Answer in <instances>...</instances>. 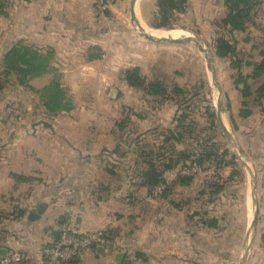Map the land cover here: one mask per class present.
I'll use <instances>...</instances> for the list:
<instances>
[{
    "label": "crops",
    "instance_id": "1",
    "mask_svg": "<svg viewBox=\"0 0 264 264\" xmlns=\"http://www.w3.org/2000/svg\"><path fill=\"white\" fill-rule=\"evenodd\" d=\"M12 1L16 7L8 17L23 21L13 27L15 35L30 37L29 46L52 47L54 65L62 73L64 70L69 75L74 69L79 75L77 83L92 86L88 96L93 106L57 113L45 108L42 111L50 123L10 128L9 136H1L0 215L4 216L0 218V256L22 251L32 259L21 264H43L40 250L54 244L61 226L71 222L79 232L106 230L112 244L87 249L75 261L61 264H192L193 246L199 247L195 249L196 264H205L209 258L207 233L215 232L217 237L219 217L214 222H200L199 236L191 219L216 199L220 213L227 210L221 204L232 191L227 190L228 184L242 175L248 226L247 196L259 188L249 164H259L257 179H264V100L261 104L256 93L243 96L242 85L235 84L236 75L233 78L223 72L216 77L218 94L212 105L221 127L219 138L241 150L234 151V163L247 164L249 186L233 163L226 164L217 169L220 180L225 181L224 189L211 197L215 172L183 180L187 177L178 165L164 174L168 192L155 197L144 184L142 171L149 160L163 162L157 157L164 140L160 133L174 128L177 105L151 101L152 95L127 83L122 68L139 66L144 73L147 60L159 59L163 47L146 43L128 26L123 30L114 27L117 21L124 22V0H105L103 9L98 0ZM193 1L189 0L191 5ZM259 3L253 23L250 21L245 31H235L231 40L243 61L240 71L246 76L252 75L254 64L263 59L264 0ZM158 14L157 0H136L135 16L142 28L162 29L153 24ZM177 16L183 19L186 12ZM91 49L98 50L92 59ZM101 67L119 69V76L114 72L108 77ZM68 75L63 73V80ZM263 79H248L253 92ZM245 102L251 110L248 117L241 116ZM151 150L155 155L149 157L146 152ZM194 200L201 201L199 209H190ZM250 211L253 219L254 208ZM260 248L251 257V264H264V246ZM139 252L145 260L137 257ZM214 253L211 258L222 259V251ZM122 254L125 258L119 263Z\"/></svg>",
    "mask_w": 264,
    "mask_h": 264
},
{
    "label": "rangeland",
    "instance_id": "2",
    "mask_svg": "<svg viewBox=\"0 0 264 264\" xmlns=\"http://www.w3.org/2000/svg\"><path fill=\"white\" fill-rule=\"evenodd\" d=\"M122 3H124L122 8L125 12V19L124 22L117 21L114 27L123 30V27L128 26L130 30L134 32V35L140 37V39L150 45L158 43L160 47H163L162 51L165 52L164 54L161 51L159 59L153 60L150 58L147 60L148 62L145 63L144 73L142 74L148 79L157 76L165 78L168 82V93L164 96L166 97L165 100H170L173 101L174 104H178L181 113L190 111V120L194 119L197 121L196 126H192L194 128L191 130V133H193L192 135L196 134V136H192L191 139L187 137L183 145L180 143L177 145V149H189L192 153L196 154L193 155L195 158L198 157L197 154L204 153V155H208L209 152H212V154L215 152L218 156L224 154V160H232L233 155H235L234 151L238 153L241 152L239 147L231 146L225 139L219 138V134H221L220 126H218L217 130L213 131V133L208 134L205 130H207L209 125L203 121L204 108L209 103L212 106L218 94L216 84V77L218 74L221 75L223 72H226L233 78L237 75V70L232 65L233 58L231 56L221 58L215 54V40L218 36L225 35L230 39L233 38L230 29L221 24V20L228 14L225 0H194L193 5L189 2L188 8L191 10L190 13L187 8L186 16H183V19H177L172 28L162 27V29H160L161 31L180 30L183 32L179 36L180 38L189 37L188 40L175 44H169L172 42L168 40L153 41L145 37L141 32L146 30V28L140 29L139 23L133 21L131 18L130 0H124ZM260 6L256 7V10L254 9L255 13H257ZM15 7L16 5L13 4L11 0H0V73L9 74L4 76L5 85L3 89H0V138L9 136L10 128H23L24 125L29 124L34 127L41 123H50L47 121L48 118L42 111V109H45V106L41 100V94L37 90H41L46 86L50 82L52 76L46 74L31 80L29 86H22L18 84L15 76L12 74L15 62L23 57L26 47L31 45V42H29V39L31 40L30 37H26L24 34H19V36H17L15 35V31H13L15 25L23 23L22 20H17V18L14 20L8 17L10 15L9 12L12 13ZM253 16L255 17V14ZM251 23H253V21ZM126 42L128 41L126 40ZM129 43L132 42L129 41ZM90 54L91 52L89 55ZM237 57L239 58V56ZM111 59H115L112 54ZM126 69L125 67L122 68V75ZM101 70H103L108 77L110 74L113 75L114 72L116 76H119L120 73L119 69L116 71L115 69L101 67ZM235 70L236 72H234ZM62 71L64 75H68L67 71ZM78 80L79 75H77V71L74 69H71L68 77H64L63 80L69 95L74 101L75 107L93 106V104L91 105L92 100L88 96L93 90L92 86L79 84L77 83ZM176 85L183 87L185 93H178L174 89ZM137 90L144 91L140 88H137ZM206 97H209V100H207ZM31 134L36 133L32 132ZM200 143L203 144L202 147H199ZM234 145H237L236 142ZM224 151H226V153ZM194 165L200 168L199 171L191 175H185L186 177L194 179L198 175L206 173L210 175V173L213 172L218 173L217 169H215V161L213 160L205 161L204 164L190 162L181 167L183 170L184 168H192ZM244 165L246 166L247 164L238 162L235 165V163H233V166L235 168L237 167V170L244 175L245 185L249 186L250 177L247 167H244ZM249 165L257 175L258 172H261L259 164L253 165L251 163ZM263 170L262 168V171ZM256 174L254 177L256 180L255 182H257L256 188L259 183L258 191L255 190V194L251 192V195L247 196L249 206L248 226H245L247 216L246 212H244L245 204L243 197L245 196H243L242 188L244 185H241L242 175H238L239 179L235 180V183L228 184L227 190L232 191H228L229 196H225L221 204L223 205L222 209L227 207V210L220 213L222 210L220 211V209L216 208V205H218V199H216L214 202H209V205H207L209 208H206L207 210H204L202 207L201 210H198V215L192 217L193 229L198 234L196 236H199L197 228L200 222L203 223L206 220L211 221L216 219L215 217H219L217 220L220 223V229L218 230L217 237L215 232L209 230L210 232L207 233V251L209 258H207L205 264H251L253 261L251 257L254 256L257 250L261 249V246H264V187L262 186L264 179H257ZM202 196L206 197L205 194ZM193 197L196 196L193 195ZM233 198H236L234 202ZM200 203L201 201L194 200L191 202L192 206L190 209L196 206L197 209H199L198 204L200 205ZM211 206L213 207L212 209H210ZM251 207L254 208V211L256 207L259 208L256 226L252 225L253 219L250 217ZM197 209L195 211H197ZM200 232H202V230H200ZM201 235L204 237L203 233H201ZM215 238H217V243L215 242ZM198 239L199 238H195V240ZM195 249L198 251L199 247L195 248L193 246L192 248V264H196V260H194L196 257ZM215 250H218V253L219 251L223 252L222 259L215 260L210 257L215 254ZM146 264H151V261H148Z\"/></svg>",
    "mask_w": 264,
    "mask_h": 264
},
{
    "label": "trees",
    "instance_id": "3",
    "mask_svg": "<svg viewBox=\"0 0 264 264\" xmlns=\"http://www.w3.org/2000/svg\"><path fill=\"white\" fill-rule=\"evenodd\" d=\"M228 14L221 20L222 26L229 28L231 35L235 31H245L247 28V24L256 14L254 9L260 6L259 0H225ZM189 0H157V6L159 9V14L157 20L154 22L157 28H172L176 20L178 18V13L186 12L189 7ZM233 36V35H232ZM232 38H228L225 35H220L215 40V54L218 57L226 58L232 57V65L238 71L235 76V84L242 85L241 92L243 96L249 97L256 93L257 100H259L262 104V100H264V79L263 82L258 86V88L253 92L250 84L248 83V79L250 77L258 78L264 76V51H263V59L261 62L254 64V71L252 75H243L241 70V65L243 63L242 59L239 56L235 46L231 43ZM91 54L89 55L90 59L94 58L97 55V49H91ZM55 60V51L52 47H48L46 49L29 46L26 47V51L23 54V57L20 60H17L14 64V68L12 69V74L15 76L18 84L22 86H29L31 80L41 77L46 74H50L52 76L50 82L44 86L41 90H37L40 92L41 100L44 103L45 108L50 113H57L61 111H70L75 108L74 101L72 97L69 95L65 84L63 83V73H61L60 69L54 65ZM9 75L7 73H0V89L4 88V76ZM124 77L127 83L135 88H140L144 90V92L153 96V102H166L170 100H165L168 87L167 80L163 77H155L152 79L146 78L142 74V70L139 66H132L127 68L124 71ZM174 89L180 93L184 94L185 89L180 85H176ZM164 98V99H162ZM209 100V97H206ZM173 102V101H172ZM177 105V114L174 118L176 124L174 128L168 132H162L164 140L163 145L160 147V151L157 152V157L161 158L160 161L163 160L162 163H155L152 160L148 161V167L142 171L143 182L149 188V192H151L152 188H154L158 183L165 181L164 174L167 170L173 169L175 166L183 165L194 162L198 164H204L205 161L213 160L215 161L216 169L226 165L234 163L235 155H233L232 160H224V154L217 155L215 152H209L208 155H204V153L197 154V158L193 157L196 155L192 153L189 149L187 150H178L177 145L180 143L183 145L189 137L196 136V134L192 135L191 130L194 128L192 126H196L197 121L194 119L190 120V111L182 112L178 104ZM245 106L241 110V116L248 117L251 115V110L247 108V103L243 104ZM203 121L209 125L207 130H205L208 134L213 133V131L217 130L219 124L218 117L215 113L213 105L210 103L204 108L203 111ZM195 121V122H194ZM189 122V123H187ZM218 135V134H217ZM220 135V134H219ZM197 138V137H196ZM199 140V138H198ZM203 144L200 143L199 147H202ZM205 146V145H204ZM208 147V146H205ZM204 147V148H205ZM118 152V149H117ZM208 152V151H205ZM226 153V151H224ZM167 153L169 155H167ZM154 152H146V155L152 157ZM155 155V154H154ZM167 155V157H166ZM158 160V161H159ZM18 180L24 179L23 176L15 175ZM190 177L183 180H189ZM212 180L211 187L214 188L211 191V197H214V194L220 192L224 189L225 181L222 182L220 180L219 173L214 174ZM169 189V185L162 195L164 196ZM4 215H0L2 218ZM215 221V219L211 220ZM209 222V221H208ZM211 226H214L213 223H209ZM108 238L111 239L110 234L106 230H101ZM264 240V239H263ZM96 249V248H94ZM138 258L143 260L146 259L143 253H136ZM73 262V261H72Z\"/></svg>",
    "mask_w": 264,
    "mask_h": 264
},
{
    "label": "built area",
    "instance_id": "4",
    "mask_svg": "<svg viewBox=\"0 0 264 264\" xmlns=\"http://www.w3.org/2000/svg\"><path fill=\"white\" fill-rule=\"evenodd\" d=\"M105 0H98V6L103 9ZM199 167L194 165L192 168H184L183 175H191L199 171ZM168 187L167 181L158 183L151 190V195L162 196ZM112 240L102 231L79 232L73 227L71 222H66L60 228L59 236L54 244L44 246L39 256L43 264H61L75 261L83 251L92 248L109 246ZM32 259V255L13 251L0 256V264H21Z\"/></svg>",
    "mask_w": 264,
    "mask_h": 264
},
{
    "label": "water",
    "instance_id": "5",
    "mask_svg": "<svg viewBox=\"0 0 264 264\" xmlns=\"http://www.w3.org/2000/svg\"><path fill=\"white\" fill-rule=\"evenodd\" d=\"M135 2H136V0H132V2H131V15H132V20L133 21H137L136 20V16H135ZM139 28L140 29H143L140 24H139ZM141 33L145 37H147L148 39L153 40V41H159V40L160 41H164V40H168V41L173 42V43H181L184 40H188L189 39V37H186V38L155 37L151 33H148L145 30H143ZM219 111H221V108H219ZM258 214H259V208L256 207L255 208V211H254L253 221H252V225L253 226H256V224H257ZM124 258H125V255L124 254L120 255V257H119V263H122V261H123Z\"/></svg>",
    "mask_w": 264,
    "mask_h": 264
},
{
    "label": "bare ground",
    "instance_id": "6",
    "mask_svg": "<svg viewBox=\"0 0 264 264\" xmlns=\"http://www.w3.org/2000/svg\"><path fill=\"white\" fill-rule=\"evenodd\" d=\"M146 31L150 32L155 37H168L169 36V37H173V38H179V36L183 33L180 30H177V31H161V30H152L149 28H146Z\"/></svg>",
    "mask_w": 264,
    "mask_h": 264
}]
</instances>
